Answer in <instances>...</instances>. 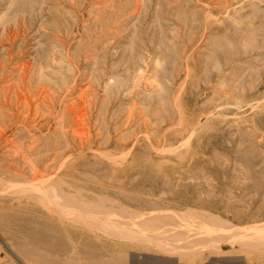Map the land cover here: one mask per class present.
<instances>
[{
    "label": "rangeland",
    "instance_id": "374dc122",
    "mask_svg": "<svg viewBox=\"0 0 264 264\" xmlns=\"http://www.w3.org/2000/svg\"><path fill=\"white\" fill-rule=\"evenodd\" d=\"M0 264H264V0H0Z\"/></svg>",
    "mask_w": 264,
    "mask_h": 264
},
{
    "label": "bare ground",
    "instance_id": "6f19581e",
    "mask_svg": "<svg viewBox=\"0 0 264 264\" xmlns=\"http://www.w3.org/2000/svg\"><path fill=\"white\" fill-rule=\"evenodd\" d=\"M51 190H52V189H51ZM51 193H52V194H50V198H52V199H57V200H60V201H61V200H65V198L61 197V195H58V194L56 193L55 190H54V191H51ZM66 198H67V197H66ZM61 202H62V201H61ZM71 202H72V201H71ZM71 202L68 203L69 206H70V208L76 210V208H78L79 206H77V205L75 204L76 202H75V203H74V202L71 203ZM80 207H81V206H80ZM57 209H58V208H57ZM67 209H68V208H67ZM80 211H82V214H83L82 217L84 216L85 219H88L87 221L90 223L91 220H90V215H89V214H90V213H89V209H87V208H85L84 206H82ZM63 212H64V211H63ZM73 212H74V211H73ZM65 213H66V212H65ZM74 213H75V212H74ZM118 214H119V213H118ZM122 214H123V213H122ZM124 216H125V215H124ZM118 217H119V216H118ZM128 217H129V216H128ZM129 218H130V217H129ZM85 219H84V220H85ZM126 220H127V219H126ZM85 221H86V220H85ZM88 222H87V223H88ZM130 222H131V221H130ZM122 225H123V224H122ZM117 226H118V225H117ZM101 227L104 228L105 230H106L107 228H108V229L110 228V226H108V224H107L105 221H104V224L101 225ZM115 227H116V226H115ZM128 227H129V226H128ZM116 228H117V227H116ZM125 228H126V227H125ZM125 228H124V229H125ZM124 229H123V230H124ZM249 229H250V228H249ZM249 229H247V231L250 232L249 235H254L253 232L250 231L251 229H250V230H249ZM125 230H127V228H126ZM128 230H130V229H128ZM128 230H127V231H128ZM245 231H246V229H245ZM128 232H129V231H128ZM131 232H132V231H131ZM233 232H234V231L231 232V233L233 234V236H234V235L237 236L236 233H238V232H235V233H233ZM229 233H230V231H229ZM244 233H245V235L242 234V233H238V235L240 236V235L242 234V235L246 236V232H244ZM251 233H252V234H251ZM129 234H130V233H129ZM131 234H132V233H131ZM226 234H228V233H226ZM228 235H229V234H228ZM228 235H227V236H228ZM249 235H248V237L246 236V238H248V239L245 240V241L250 240L249 238H250L251 236H249ZM256 235H257V234H256ZM258 235H259V234H258ZM233 236H231V237H233ZM239 236H238V237H239ZM228 237H229V236H228ZM238 237H236V238L238 239ZM240 237H241V236H240ZM242 237H243V236H242ZM229 238H230V237H229ZM234 238H235V237H234ZM236 238H235V239H236ZM244 238H245V237H244ZM239 239H240V238H239ZM241 241H242V240H241ZM238 242H239V241H238ZM248 243H253V244H254L253 241L248 242ZM248 245H249V244H248ZM251 245H252V244H251ZM252 246H253V245H252ZM250 247H251V246H250Z\"/></svg>",
    "mask_w": 264,
    "mask_h": 264
}]
</instances>
